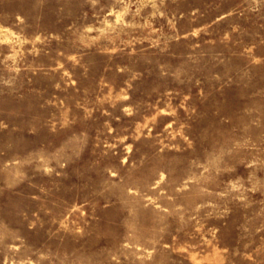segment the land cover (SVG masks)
Listing matches in <instances>:
<instances>
[{
	"label": "rangeland",
	"instance_id": "1",
	"mask_svg": "<svg viewBox=\"0 0 264 264\" xmlns=\"http://www.w3.org/2000/svg\"><path fill=\"white\" fill-rule=\"evenodd\" d=\"M0 264H264V0H0Z\"/></svg>",
	"mask_w": 264,
	"mask_h": 264
}]
</instances>
